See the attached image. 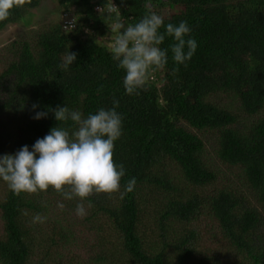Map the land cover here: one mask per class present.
I'll return each mask as SVG.
<instances>
[{
  "label": "trees",
  "instance_id": "1",
  "mask_svg": "<svg viewBox=\"0 0 264 264\" xmlns=\"http://www.w3.org/2000/svg\"><path fill=\"white\" fill-rule=\"evenodd\" d=\"M43 2L13 8L0 31L28 23ZM54 3L61 19L0 46V157L25 145L32 151L54 127L74 129L55 119L57 107L87 117L115 98L121 191L137 182L123 199L94 193L80 218L78 197L51 187L17 196L0 179V264H264V0ZM151 12L164 25L186 21L197 49L187 67L178 65L166 37L159 47L168 49L167 64L146 91L128 95L125 71L100 42L112 40L111 24L135 26ZM67 52L77 56L64 70ZM38 112L47 115L34 119ZM37 214L46 221L33 223Z\"/></svg>",
  "mask_w": 264,
  "mask_h": 264
},
{
  "label": "clouds",
  "instance_id": "2",
  "mask_svg": "<svg viewBox=\"0 0 264 264\" xmlns=\"http://www.w3.org/2000/svg\"><path fill=\"white\" fill-rule=\"evenodd\" d=\"M32 0H0V21L9 18L13 8L23 7ZM67 21H71L70 19ZM164 32H160L161 28ZM116 36L111 48L112 58L119 69L125 71L123 80L126 94L139 95L147 90L151 74L163 69L168 60V49L159 47L166 37H172L170 45L172 59L178 65L187 67L197 49V42L190 37L191 28L186 21L179 25H164L163 18L151 12L135 26L125 27ZM185 49H187L185 51ZM76 53L65 55L61 68L67 70L76 60ZM178 68L173 69V73ZM113 108H100L95 114L84 117L79 111L67 106L53 110L58 122L72 121L74 129L54 127L43 139H38L29 151L27 145L18 152L0 157V179L17 196L21 193L46 192L49 187L63 198H80L76 214L83 218L87 213L83 201L100 193L125 195L135 189L136 178H131L121 191V179L125 176L123 164L113 161L114 142L122 135V115L116 111L118 100H113ZM36 108V105H33ZM46 112H38L34 119L46 117ZM59 208L64 205L58 203ZM47 217L37 214L33 223H44Z\"/></svg>",
  "mask_w": 264,
  "mask_h": 264
},
{
  "label": "rangeland",
  "instance_id": "3",
  "mask_svg": "<svg viewBox=\"0 0 264 264\" xmlns=\"http://www.w3.org/2000/svg\"><path fill=\"white\" fill-rule=\"evenodd\" d=\"M46 2H43L41 4V6L35 10H32L29 15H30V21L26 24H24L22 21L19 24H15V25H10L7 28H5L4 30L0 31V46L4 43H6L9 40H12L14 37H16L21 31H24L28 26L29 27H35L36 25L40 24L43 21H47L49 20H53V19H61V15L62 12L59 13H55L53 10V8L55 7V3L54 0H45ZM53 2V4H52ZM51 10V11H49ZM67 18V17H65ZM109 28H111V30L107 33L106 37L111 38L112 40H110L108 42V39L102 38V42H105L109 45L110 48H112V46L114 45L115 42V34H118L117 32H119L121 29H119L116 24H111L109 26ZM114 37V38H113ZM207 148H209V143L207 144ZM209 156L213 157V152L211 151V149L209 150ZM213 161V160H211ZM220 165V164H219ZM224 166L221 165L220 168L218 169V171L220 173H225L224 171ZM175 171H177L176 169H174ZM229 174V173H228ZM227 174V175H228ZM233 180V176L229 175L228 180ZM3 188H0V198L3 197ZM2 195V196H1ZM199 221H201V217H199V220L197 221V224L199 223ZM200 249H198L199 251Z\"/></svg>",
  "mask_w": 264,
  "mask_h": 264
},
{
  "label": "built area",
  "instance_id": "4",
  "mask_svg": "<svg viewBox=\"0 0 264 264\" xmlns=\"http://www.w3.org/2000/svg\"><path fill=\"white\" fill-rule=\"evenodd\" d=\"M69 23H71V21H66V23H65V24H69Z\"/></svg>",
  "mask_w": 264,
  "mask_h": 264
}]
</instances>
